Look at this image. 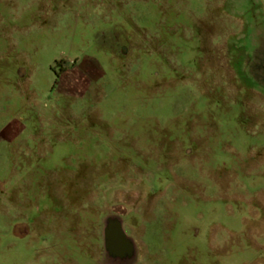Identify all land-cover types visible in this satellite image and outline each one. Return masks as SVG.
Wrapping results in <instances>:
<instances>
[{
	"label": "rangeland",
	"instance_id": "obj_1",
	"mask_svg": "<svg viewBox=\"0 0 264 264\" xmlns=\"http://www.w3.org/2000/svg\"><path fill=\"white\" fill-rule=\"evenodd\" d=\"M0 264H264V0H0Z\"/></svg>",
	"mask_w": 264,
	"mask_h": 264
}]
</instances>
